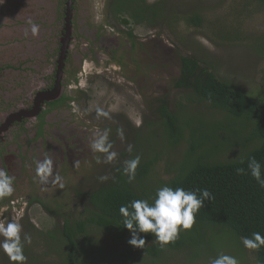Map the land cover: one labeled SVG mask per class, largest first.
Masks as SVG:
<instances>
[{"label": "trees", "instance_id": "16d2710c", "mask_svg": "<svg viewBox=\"0 0 264 264\" xmlns=\"http://www.w3.org/2000/svg\"><path fill=\"white\" fill-rule=\"evenodd\" d=\"M175 1L179 4L109 0L108 14L113 23L128 29L131 51L136 46L132 26L168 21L174 29L183 24L207 38L213 35L221 46H234L248 40L243 32L246 22L264 14V0H223L228 5L224 14L218 12L221 17H210L216 9L209 12L189 6L188 0ZM253 50L264 59V33ZM213 69L196 54L179 58L172 87L187 92L186 103L178 102L174 110L167 96L154 99L151 119H144L141 130L130 131L132 152H121L118 161L107 167L108 172L102 174L108 176L107 181L77 192L81 211L74 216L63 214L59 212L62 205L54 204L52 209L32 199L51 217L63 221L60 228L40 233L44 250L39 255L25 246L26 264H86L88 243L96 251L95 264H170L178 256L185 264H211L221 253L236 257L239 264H264V247L248 250L241 241L254 232L264 235V188L250 174H236L237 168L247 171L248 159L255 157L264 175V98L222 80ZM137 155L140 164L129 182L122 174L123 165ZM163 186L206 188L214 199L205 201L193 227L181 230L174 242L161 247L153 234L140 233L145 239L143 248L131 246V234L122 224L119 208L134 199H147L151 204ZM103 238L110 239L111 251L102 244ZM2 255L4 264H12L3 251Z\"/></svg>", "mask_w": 264, "mask_h": 264}, {"label": "rangeland", "instance_id": "374dc122", "mask_svg": "<svg viewBox=\"0 0 264 264\" xmlns=\"http://www.w3.org/2000/svg\"><path fill=\"white\" fill-rule=\"evenodd\" d=\"M12 1L4 0L0 3V24L5 27H10L11 21L16 25V18L20 17V3L16 6ZM157 1L159 0H146L148 4ZM188 1L189 6H198L209 12L216 9L211 11L210 17L224 14L228 5L227 1L224 3L223 0ZM167 2L171 5L179 4L175 0ZM108 4L109 0H75L76 29L72 36L74 48L71 49L72 62L68 73L70 79H73L72 72L75 75L81 73V76L78 75L80 86L73 92H67V95L75 99L70 110L72 116H64L63 120L67 124L54 132L53 148L49 151L50 155L54 156L51 157L54 174L59 173L62 176L64 187L41 185L34 179V161L38 159V155L35 154L36 147L31 145L35 144L21 137L11 136L8 141L7 165L16 176L15 191L11 197L20 211L17 213L18 218L13 219L12 210H9L7 215L5 214V224L8 221L18 222L22 226V237L25 233L32 237L28 248L38 255L44 250L40 243V233L55 227L60 228L63 218L51 217L40 205L31 204L32 199H40L52 209L55 208L54 204L62 205L59 212L63 214L74 216L81 211L83 203L77 197V192L92 190L96 183L100 182L99 177L108 172L107 167L118 161L121 152L127 151L128 145L132 144L130 131L141 130L144 119L149 118L150 106L154 99L167 96L174 110L178 102L186 103L187 92L172 87V81L178 76L180 57L196 54L213 67L222 80L236 83L256 98H264V59L253 50L254 43L264 33V14L246 22L243 32L248 35V40L234 46H221L213 35L207 38L203 34L186 29L183 24L174 29L168 25V21L156 23L151 27L132 26L136 46L131 51L126 35L128 29L112 22L108 14ZM55 5V0H28L26 19L35 22L39 15H43L42 21L35 22L40 26L39 32H42L51 27L55 17ZM23 9L25 10V6ZM3 29L0 27V30ZM51 31L53 30H46L45 34H41V40L38 42L52 39L49 34ZM1 36L5 37V46H8L15 42L12 37L21 35L17 34L15 29L9 28L0 33ZM32 42L36 44V36L32 38ZM28 48L32 50V47ZM82 54L88 56L82 58ZM8 56L9 60L15 61V55ZM80 65L84 73L81 72ZM68 84L75 87L71 82ZM97 107L103 108L109 116L97 118ZM48 129L54 130V127L50 126ZM106 129L110 130L109 141L113 144L111 150L118 155L112 163H97L95 157L99 155L102 158L103 154L93 153L90 144ZM119 130L123 131V138L118 134ZM25 159H28V162L24 166L25 161L22 160ZM76 161H79V167L75 166ZM109 241V238H103L101 242L109 249ZM91 246L95 247L93 243ZM85 250L88 255L83 261L86 264L97 263L96 251L89 243ZM0 264H4L2 250ZM170 264L185 263L183 258L178 256L174 257Z\"/></svg>", "mask_w": 264, "mask_h": 264}, {"label": "flooded vegetation", "instance_id": "af4514ba", "mask_svg": "<svg viewBox=\"0 0 264 264\" xmlns=\"http://www.w3.org/2000/svg\"><path fill=\"white\" fill-rule=\"evenodd\" d=\"M12 2L16 6L20 3V17L16 18L18 23L15 25L11 21L10 27H5L3 24H0V27L4 28L3 31L9 28L15 29L17 34L20 33L25 37H12L15 42L8 46H5L7 43L5 37H0V167H5L14 175L7 165L6 151L9 138L21 137L35 144L36 146H31L36 147L35 154L38 155V159H43L46 154L50 155L49 151L53 148L52 143L55 139L54 132L67 124L63 120L64 116L65 118L72 116L70 110L74 106L75 99L67 95V92L78 89L77 86H80L78 75L81 76V73L75 75L72 72L73 79H70L68 73L72 62L71 49L74 48L72 36L76 29L75 0H55V17L52 24L50 23L51 27L38 33L36 44L32 42L33 36L30 31L29 35H25V29L28 28V20L25 16L28 0ZM43 19V15H39L37 21ZM50 29L53 30L49 33L52 39L38 42L41 40V34H45L46 30ZM3 31L0 30V33ZM25 38L26 40L23 41ZM28 47H32V50ZM8 55H15V61L9 60ZM87 56L81 55L82 58ZM30 62L37 65H31ZM80 69L81 72H85L81 65ZM69 82L75 87L69 85ZM50 126L54 127V130H49ZM24 154L23 152L22 155ZM27 160H22L25 161L24 166ZM12 198L0 200V221L5 222L9 210H12L13 219L18 218L17 213L20 208L15 205ZM33 203L38 204L37 202L31 204Z\"/></svg>", "mask_w": 264, "mask_h": 264}, {"label": "clouds", "instance_id": "9594fccd", "mask_svg": "<svg viewBox=\"0 0 264 264\" xmlns=\"http://www.w3.org/2000/svg\"><path fill=\"white\" fill-rule=\"evenodd\" d=\"M4 0H0L3 3ZM28 28L25 35L30 34L35 37L40 31L39 24L29 19ZM97 118L109 116L103 108H96ZM109 131L104 130L98 134L91 142L90 148L93 153L103 154V157L96 156L97 163H112L117 158V153L112 151L113 144L109 141ZM118 134L123 138V131ZM132 145H128L127 151L131 153ZM140 156L126 160L123 165L122 174L128 177L129 182L135 178L137 167L140 164ZM34 179L41 185L51 184L53 187H64L63 178L59 173L54 174L53 159L50 155H45L43 159H36ZM79 167V161L75 162ZM237 175L250 174L251 177L264 188V175H262V165L255 158L250 157L247 161V171L244 168L236 169ZM16 176L11 174L5 167H0V200L11 197L15 191L14 182ZM101 182L107 181L108 176L99 177ZM214 195L208 189L185 190L183 187L173 189L163 186L156 190L153 203L147 199H134L127 205L119 208V213L123 217L122 224L129 230L131 238L128 243L136 248H143L145 239L140 237V233H151L155 236V242L161 247L174 242L181 230H190L196 218V213L204 206L205 201H211ZM22 226L16 221H8L6 224L0 221V250L8 257L12 264H26L27 257L24 254L25 245L32 243L30 234L25 233L22 237ZM243 246L248 250H258L264 247V235L260 232L252 233L251 237L241 238ZM211 264H239L236 257L219 254L211 260Z\"/></svg>", "mask_w": 264, "mask_h": 264}, {"label": "bare ground", "instance_id": "6f19581e", "mask_svg": "<svg viewBox=\"0 0 264 264\" xmlns=\"http://www.w3.org/2000/svg\"><path fill=\"white\" fill-rule=\"evenodd\" d=\"M146 67V66H145Z\"/></svg>", "mask_w": 264, "mask_h": 264}]
</instances>
